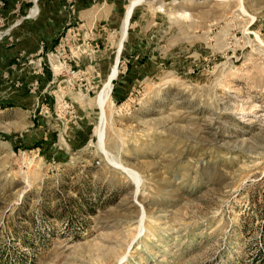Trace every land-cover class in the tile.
Segmentation results:
<instances>
[{"label":"rangeland","instance_id":"374dc122","mask_svg":"<svg viewBox=\"0 0 264 264\" xmlns=\"http://www.w3.org/2000/svg\"><path fill=\"white\" fill-rule=\"evenodd\" d=\"M133 1L0 0V264L262 263L264 0Z\"/></svg>","mask_w":264,"mask_h":264},{"label":"bare ground","instance_id":"6f19581e","mask_svg":"<svg viewBox=\"0 0 264 264\" xmlns=\"http://www.w3.org/2000/svg\"><path fill=\"white\" fill-rule=\"evenodd\" d=\"M141 2H142V0H135L129 5L128 10H127V14H126L125 27H124V31H123L122 40L125 37V35H127L126 28L128 27V21L133 14V12H132L133 7H134V5L140 4ZM122 40L119 44L118 51H117L118 53H117V56L115 58V63L112 67V70H111L110 74L108 75V79H107L106 83L104 84L102 90L100 91V93L98 95V106L100 109V122H99L98 128H99V143L101 146H102V143L104 140V134L106 131V124H107V118H108L107 111H106V105L109 102V99H110V96H111V93H112V90L114 87V81L118 76V66H119L118 61L120 62V53L122 50V45H121ZM142 221H143V218L140 220V222H141V223H139L140 225H142ZM142 231H143V227L141 226L140 233H142Z\"/></svg>","mask_w":264,"mask_h":264},{"label":"crops","instance_id":"0c3cea01","mask_svg":"<svg viewBox=\"0 0 264 264\" xmlns=\"http://www.w3.org/2000/svg\"><path fill=\"white\" fill-rule=\"evenodd\" d=\"M81 0H78L80 2ZM131 2V0H87V3H90V6H84L82 10L79 11V14L82 20L86 21V23L96 24L97 22H102V20H114L115 23H119L117 20L121 18V13L118 11L122 9V3ZM157 0H144L140 5H138L135 9L136 12L141 10L144 4L147 3H155ZM159 1V0H158ZM173 1V0H166ZM92 2V3H91ZM99 11L102 12V18L99 17ZM105 11H110L108 16H106ZM187 12V11H186ZM111 13L113 16H111ZM94 19V23L93 22Z\"/></svg>","mask_w":264,"mask_h":264},{"label":"trees","instance_id":"16d2710c","mask_svg":"<svg viewBox=\"0 0 264 264\" xmlns=\"http://www.w3.org/2000/svg\"><path fill=\"white\" fill-rule=\"evenodd\" d=\"M136 12V9L134 10V13ZM134 15V14H133ZM258 257H260V258H258V261H257V259H256V261L257 262H259V263H261V264H264V254H262L261 252L259 253V255H258Z\"/></svg>","mask_w":264,"mask_h":264},{"label":"water","instance_id":"95a60500","mask_svg":"<svg viewBox=\"0 0 264 264\" xmlns=\"http://www.w3.org/2000/svg\"><path fill=\"white\" fill-rule=\"evenodd\" d=\"M144 1V0H143ZM138 6V4H136V5H134V7H133V9H132V12L135 10V8ZM129 33V31H128V29H127V34ZM122 46H123V44H122ZM118 63H119V61H118Z\"/></svg>","mask_w":264,"mask_h":264}]
</instances>
